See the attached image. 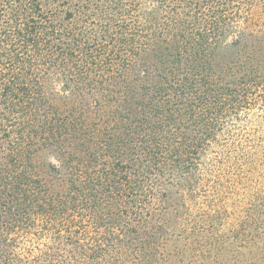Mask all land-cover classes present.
Here are the masks:
<instances>
[{"label":"trees","instance_id":"obj_1","mask_svg":"<svg viewBox=\"0 0 264 264\" xmlns=\"http://www.w3.org/2000/svg\"><path fill=\"white\" fill-rule=\"evenodd\" d=\"M263 9L0 0V264H264Z\"/></svg>","mask_w":264,"mask_h":264},{"label":"rangeland","instance_id":"obj_2","mask_svg":"<svg viewBox=\"0 0 264 264\" xmlns=\"http://www.w3.org/2000/svg\"><path fill=\"white\" fill-rule=\"evenodd\" d=\"M260 13H261V8L257 6L255 8V14L256 15H259ZM261 21H264V14H263V17L261 18ZM263 25H264V23H263ZM262 120L264 121V111H262L261 107L254 108L251 111V120L250 121L252 122V124L251 123H248V125L245 127L246 130L248 132H250V130H253L254 131L257 128L258 123L260 121H262ZM40 159H41V161L44 160V163H43V161H42V163L45 165V168H46V161H47L46 159H48V158L44 157V158H40ZM44 172L46 173V170L45 169H44ZM226 173H227V170L225 169L224 170V174H222L223 177L225 175L228 176ZM168 178L169 177H167V179H165V180H168ZM228 178H229V176L227 177V179ZM153 181H154V186H155V190H156L155 193L158 196V201L157 202L159 204V191L162 190V188L159 187V183H160L159 174L156 176V178ZM232 185L233 184H231L230 186H232ZM237 189H238V187L235 184L233 188L226 189V191L224 192V197L227 199V203L228 204H235L234 202H236V194H237L236 193L237 192L236 190Z\"/></svg>","mask_w":264,"mask_h":264}]
</instances>
